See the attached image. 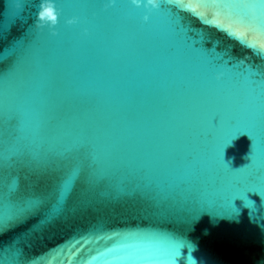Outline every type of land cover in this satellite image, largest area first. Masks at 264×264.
<instances>
[{"label":"water","instance_id":"1","mask_svg":"<svg viewBox=\"0 0 264 264\" xmlns=\"http://www.w3.org/2000/svg\"><path fill=\"white\" fill-rule=\"evenodd\" d=\"M216 2L264 33V0ZM54 3L56 35L0 0V264H264V59L187 13Z\"/></svg>","mask_w":264,"mask_h":264},{"label":"snow or ice","instance_id":"2","mask_svg":"<svg viewBox=\"0 0 264 264\" xmlns=\"http://www.w3.org/2000/svg\"><path fill=\"white\" fill-rule=\"evenodd\" d=\"M42 0H40V3ZM40 5V4H39ZM167 9L171 13V18L178 29L184 30L183 17L181 13H187L198 19L208 27H214L218 31L224 32L230 38L238 41L242 46L252 49L257 57L264 59V40L249 39L250 36L264 38V33H256L255 30L238 25L231 18L230 13L221 9L216 0H176L175 3L168 4L167 0H160V7ZM224 21H228L225 26ZM264 76V72H259L257 78ZM17 213L11 215H0V234L9 230L10 226L18 220ZM175 264H181L179 254L175 256ZM67 264H71L68 261Z\"/></svg>","mask_w":264,"mask_h":264},{"label":"clouds","instance_id":"3","mask_svg":"<svg viewBox=\"0 0 264 264\" xmlns=\"http://www.w3.org/2000/svg\"><path fill=\"white\" fill-rule=\"evenodd\" d=\"M110 2L114 3V0H110ZM131 3L136 7H143L146 9H159L160 7V0H131ZM59 16L60 12L54 3V0H42L37 13L36 26L38 28L48 26L53 30L52 34L56 35L57 33L54 31V29L59 22ZM148 19L149 17L147 15L144 16L145 22H147ZM75 22V18L67 20V23L69 24H73Z\"/></svg>","mask_w":264,"mask_h":264}]
</instances>
